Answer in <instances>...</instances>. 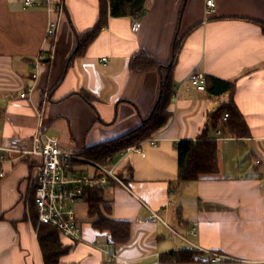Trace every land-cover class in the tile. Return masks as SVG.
I'll return each instance as SVG.
<instances>
[{"label": "crops", "instance_id": "1", "mask_svg": "<svg viewBox=\"0 0 264 264\" xmlns=\"http://www.w3.org/2000/svg\"><path fill=\"white\" fill-rule=\"evenodd\" d=\"M24 1L0 0V264H45L33 199L41 157L23 152L37 133L114 167L126 185L111 177L96 188L110 216L129 221L128 241L93 225L84 193L74 207L81 240L56 228L66 247L58 264H264V0H214L208 15L206 0H145L143 12L125 15L110 0ZM193 71L204 74L203 90L190 84ZM214 79L233 87L216 94ZM163 81L172 86L165 124L104 163L93 159L90 150L120 142L150 116ZM229 102L249 134L210 129L218 171L179 181L177 142L197 139Z\"/></svg>", "mask_w": 264, "mask_h": 264}, {"label": "trees", "instance_id": "2", "mask_svg": "<svg viewBox=\"0 0 264 264\" xmlns=\"http://www.w3.org/2000/svg\"><path fill=\"white\" fill-rule=\"evenodd\" d=\"M145 0H110L112 12L116 15L135 14L143 12ZM103 11L101 10V13ZM103 17L101 16L97 26L87 33L79 44L78 51H83L87 43L94 38L100 26ZM215 86L219 84V89L213 88L216 94H220L232 89L233 84L230 82L214 79ZM214 86V87H215ZM172 95V86L167 81H163V89L161 96L150 116L143 120L140 127L134 131L121 137L120 142H110L103 144L98 149L90 150L88 153L95 160L105 162V158L112 159L118 150H122L130 145L147 138L152 132L165 124L170 111L168 109L170 98ZM228 113L224 122H222V134L247 136L249 134L248 126L241 112L231 102L221 105L212 112L207 125L197 139H180L177 142V158H178V180L188 181L207 177L218 171L216 150L217 141L210 137L209 130H217L221 125L222 114ZM221 120V121H220ZM109 160L108 162H111ZM86 200L88 202V214L92 219L93 225L100 230H107L114 242H126L129 239L130 223L127 220H117L110 216V204H105L102 188L87 187L85 191ZM39 240L44 254L45 264H58L59 256L64 252L59 232L50 225H42L39 229ZM177 257L185 259V252H173Z\"/></svg>", "mask_w": 264, "mask_h": 264}, {"label": "built area", "instance_id": "3", "mask_svg": "<svg viewBox=\"0 0 264 264\" xmlns=\"http://www.w3.org/2000/svg\"><path fill=\"white\" fill-rule=\"evenodd\" d=\"M35 0H25V4L31 5ZM47 1V0H44ZM206 14L215 11L214 0H206ZM56 21L50 20L47 34L51 35L56 28ZM140 22L135 20L132 29L137 30ZM39 59L45 58L39 54ZM37 79V73L32 74ZM190 84L196 89L205 88V76L200 71H193L189 75ZM33 87L28 89L32 91ZM22 93L21 95H25ZM228 113H224L225 120ZM218 135H222V130L217 129ZM150 142L156 144L157 137H152ZM1 150V149H0ZM24 153L40 155L41 160L38 165L36 175L33 180L34 204L37 211L38 222L50 225L59 232L71 239L73 242L81 240V224L76 214L75 205L83 198L87 187L104 186L109 178H113L118 183L126 186L116 175L114 167L102 165L92 160L85 159L77 153L63 149L57 137L44 133H37L33 138V147L24 150ZM1 154V153H0ZM75 160H83L95 167L93 173L81 170L76 166ZM152 220H162L161 215L152 210ZM192 233L194 229L192 228ZM213 260L219 259L216 255ZM122 264H126L123 262Z\"/></svg>", "mask_w": 264, "mask_h": 264}, {"label": "rangeland", "instance_id": "4", "mask_svg": "<svg viewBox=\"0 0 264 264\" xmlns=\"http://www.w3.org/2000/svg\"><path fill=\"white\" fill-rule=\"evenodd\" d=\"M34 199V198H33ZM79 205V204H78ZM79 207H81V205H79ZM78 207V208H79ZM85 207V206H84ZM32 209L33 210H35V208L34 207H32ZM81 210H83V209H81ZM84 211H81L80 213H79V216H81V217H84L85 216V213H83Z\"/></svg>", "mask_w": 264, "mask_h": 264}]
</instances>
